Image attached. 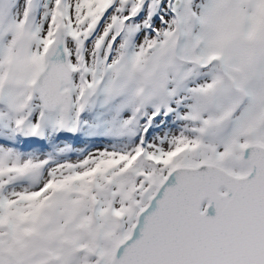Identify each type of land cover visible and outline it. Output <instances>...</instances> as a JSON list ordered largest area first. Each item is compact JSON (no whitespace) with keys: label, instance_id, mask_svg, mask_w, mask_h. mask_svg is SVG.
Listing matches in <instances>:
<instances>
[{"label":"snow or ice","instance_id":"obj_1","mask_svg":"<svg viewBox=\"0 0 264 264\" xmlns=\"http://www.w3.org/2000/svg\"><path fill=\"white\" fill-rule=\"evenodd\" d=\"M0 264H264V0H0Z\"/></svg>","mask_w":264,"mask_h":264}]
</instances>
